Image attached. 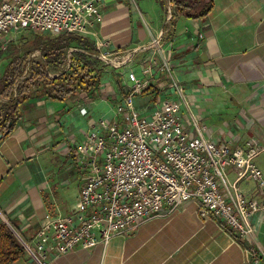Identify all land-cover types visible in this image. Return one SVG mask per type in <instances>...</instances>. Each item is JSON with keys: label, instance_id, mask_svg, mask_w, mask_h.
Instances as JSON below:
<instances>
[{"label": "crops", "instance_id": "obj_1", "mask_svg": "<svg viewBox=\"0 0 264 264\" xmlns=\"http://www.w3.org/2000/svg\"><path fill=\"white\" fill-rule=\"evenodd\" d=\"M170 1L98 0L102 22L96 37L88 39L105 43L98 53H108L120 67L136 64L138 73L153 67V85L145 90L151 96L134 98L142 116L163 100L160 91L169 80L158 67L165 61L184 86L179 112L184 129L196 133L192 120L197 119L205 139L242 149L248 141L264 147V0H212L202 19L173 14ZM124 67L104 69L95 94L28 100L0 139V221L23 241L33 243L46 215L73 212L86 178L76 148L100 119L119 120L116 105L132 78ZM4 102L0 99V107ZM254 162L264 167V155ZM227 178L234 181L232 168ZM237 186L264 205L255 183L243 180ZM251 225V236L240 240L219 222L200 218L197 204L187 202L173 211L163 207L106 245L75 249L50 264H264V210ZM11 264L32 263L24 254Z\"/></svg>", "mask_w": 264, "mask_h": 264}, {"label": "built area", "instance_id": "obj_2", "mask_svg": "<svg viewBox=\"0 0 264 264\" xmlns=\"http://www.w3.org/2000/svg\"><path fill=\"white\" fill-rule=\"evenodd\" d=\"M101 22L98 0H0V50L7 37L23 31L94 39ZM94 45L99 51L105 43ZM98 55L110 60L108 53ZM158 71L169 80L160 91L159 107L147 117L135 109V96L154 82L149 64L119 99V120L100 119L76 148L86 178L73 212L58 218L46 215L33 243L14 233L32 264H50L75 249L106 245L161 214L163 207L173 211L187 202L197 204L200 218L219 222L238 239L251 236V219L264 205L247 199L237 184L252 181L264 197V167L254 162L264 155V147L248 141L242 149L205 139L197 119L192 120L196 133L184 129L179 120L184 86L167 62ZM229 168L235 175L232 183Z\"/></svg>", "mask_w": 264, "mask_h": 264}, {"label": "trees", "instance_id": "obj_3", "mask_svg": "<svg viewBox=\"0 0 264 264\" xmlns=\"http://www.w3.org/2000/svg\"><path fill=\"white\" fill-rule=\"evenodd\" d=\"M173 14L202 19L212 9V0H171ZM18 47L27 45L22 54L11 59L0 78V133L6 137L20 119L21 106L30 99L63 101L77 93L95 94L100 87L103 62L88 38L70 33L35 35L23 31L15 38ZM13 43V42H12ZM39 58H32L33 52ZM23 77L25 79L21 80ZM6 124H10L6 127ZM25 252L11 228L0 221V264H11Z\"/></svg>", "mask_w": 264, "mask_h": 264}, {"label": "rangeland", "instance_id": "obj_4", "mask_svg": "<svg viewBox=\"0 0 264 264\" xmlns=\"http://www.w3.org/2000/svg\"><path fill=\"white\" fill-rule=\"evenodd\" d=\"M21 33H23V32L17 33L16 35H11V36H9V37H7L5 39V41H6L5 48L0 50V78L3 76L8 62L11 59H13V57H15L16 54H22V52L27 48V45H23V46L19 47V49H15L16 47L19 46V42H16L15 38H16V36H18ZM31 57L33 59L34 58H39V52H37V51L33 52ZM109 59L112 60L114 62L113 65L117 66V67L114 68V66H111V65L106 64L105 62H103L104 65H105V69H107L108 71L119 70L120 68L124 67V66H121V67L118 66L119 64H116L117 62L114 61L113 57L109 58ZM136 66H137L136 64H130L129 66L124 67L126 72H127V74L132 77L131 80H130L131 85L133 84L135 78L139 74H141V70L138 73ZM108 79H109V77H108ZM153 91L154 90H152L151 92H153ZM137 96L140 97V98H147L148 96H151V95L150 94L147 95L145 92H143V93H141L140 95H137ZM0 99L2 100V98H0ZM144 102H146V99L144 100ZM153 102H155V101H153ZM254 264H257V263H254Z\"/></svg>", "mask_w": 264, "mask_h": 264}, {"label": "water", "instance_id": "obj_5", "mask_svg": "<svg viewBox=\"0 0 264 264\" xmlns=\"http://www.w3.org/2000/svg\"><path fill=\"white\" fill-rule=\"evenodd\" d=\"M95 57L98 58V59H100V60H102V61H104L106 64H109V65H111V66H114V65H113L114 62H112L111 60L103 59L100 55H97V56H95ZM23 79H25V77H23L21 80H23ZM5 126H6V127H9L10 124H6ZM2 136H3V134L0 133V139L2 138Z\"/></svg>", "mask_w": 264, "mask_h": 264}]
</instances>
